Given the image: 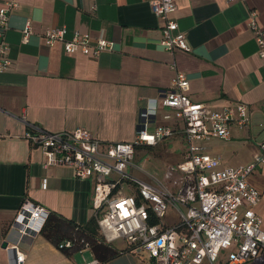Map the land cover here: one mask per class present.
Here are the masks:
<instances>
[{
    "label": "crops",
    "instance_id": "obj_1",
    "mask_svg": "<svg viewBox=\"0 0 264 264\" xmlns=\"http://www.w3.org/2000/svg\"><path fill=\"white\" fill-rule=\"evenodd\" d=\"M17 1L8 11L4 35L11 63L0 71V264L17 262L7 246L24 254L20 264H87L93 259L97 264H132L137 258L148 264L143 253L119 251L123 246L113 243L64 251L41 232L20 234L9 226L24 200L79 224L94 215L91 179L75 177L68 165H45L41 148L24 137L28 123L49 131L80 126L102 140L131 141L139 109L170 89L174 62L189 80L192 101L211 109L246 103L250 119L245 126L232 125L227 139L197 143L203 152L218 156L221 165L250 162L264 141V126L259 125L264 123V60L247 21L254 10L264 29V0H175L172 16L186 34L188 50H168L159 43L162 21L150 0ZM26 19L31 32L22 42ZM57 25L66 26V37L74 29L93 36L102 31L113 46L97 57L66 52L59 42L48 46L43 32ZM182 126L178 121L177 131L159 142L182 140L177 162L187 144ZM248 180L262 195L264 162ZM4 240L6 247L1 246Z\"/></svg>",
    "mask_w": 264,
    "mask_h": 264
},
{
    "label": "built area",
    "instance_id": "obj_2",
    "mask_svg": "<svg viewBox=\"0 0 264 264\" xmlns=\"http://www.w3.org/2000/svg\"><path fill=\"white\" fill-rule=\"evenodd\" d=\"M18 4L6 0L0 6V71L11 63L4 35L9 27L8 11ZM150 5L162 21L159 43L168 50H188L186 34L172 16L175 0H150ZM247 25L264 60V29L254 10L249 11ZM30 32L31 23L26 19L22 42L28 41ZM66 32L65 25L51 26L43 32V41L48 46L59 42L66 52L92 57L113 46L102 31L93 36L74 29L69 37ZM175 66L171 63L175 71L170 89L159 98H149L139 109L131 141L102 140L80 126L49 131L36 123H28L24 137L41 148L45 165H68L75 177L91 179L90 204L105 242L123 238L124 247L144 253L148 264H245L264 253L262 218L255 210L261 194L248 180L264 162V141L246 164L221 165L218 156L203 152L197 142L229 138L230 127L245 126L250 112L241 101L219 109L192 101L187 94L189 80ZM178 121L183 123L180 129L187 143L182 159L163 179L151 175L146 180L133 174L129 168L134 165L136 148L153 146L173 135ZM48 215L49 210L40 203L24 200L9 226L20 234L34 235ZM61 246L71 247L72 241L66 239ZM7 247L16 251L13 264H20L24 254L17 247ZM97 263L93 259L87 264Z\"/></svg>",
    "mask_w": 264,
    "mask_h": 264
},
{
    "label": "rangeland",
    "instance_id": "obj_3",
    "mask_svg": "<svg viewBox=\"0 0 264 264\" xmlns=\"http://www.w3.org/2000/svg\"><path fill=\"white\" fill-rule=\"evenodd\" d=\"M181 148L182 140L180 139L174 140V142L169 139L161 143L158 142L153 146H139L136 148L133 160L134 165L130 167L129 170L133 174L142 176L146 180H149L151 175L158 179H163L167 170L176 165L177 160L181 156ZM261 196L260 204L258 205H260V209H262L260 215L263 222L262 227L264 228V189L262 190ZM72 235L75 236L76 234L72 233ZM112 243L116 246H125V240L123 238L116 239ZM136 260L138 261V258ZM137 261L132 264H145L144 262ZM245 264H264V254L249 260Z\"/></svg>",
    "mask_w": 264,
    "mask_h": 264
},
{
    "label": "trees",
    "instance_id": "obj_4",
    "mask_svg": "<svg viewBox=\"0 0 264 264\" xmlns=\"http://www.w3.org/2000/svg\"><path fill=\"white\" fill-rule=\"evenodd\" d=\"M40 232L42 235L55 243L59 248L67 251L71 248L81 249L83 246L91 244H100L105 242L97 227L95 216H91L85 223L79 224L71 219L63 217L53 212H49L48 217L44 221ZM72 233L76 235L73 236ZM66 239L72 241L71 247L61 246V242ZM119 251H127L126 247L119 249Z\"/></svg>",
    "mask_w": 264,
    "mask_h": 264
},
{
    "label": "water",
    "instance_id": "obj_5",
    "mask_svg": "<svg viewBox=\"0 0 264 264\" xmlns=\"http://www.w3.org/2000/svg\"><path fill=\"white\" fill-rule=\"evenodd\" d=\"M2 247H6L7 246V241H2L1 243ZM7 249H9V253H10V257L15 261L16 259V251L13 247H6Z\"/></svg>",
    "mask_w": 264,
    "mask_h": 264
}]
</instances>
